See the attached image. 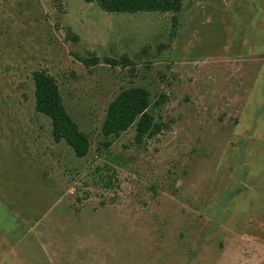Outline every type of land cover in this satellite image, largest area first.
I'll return each mask as SVG.
<instances>
[{"label":"rangeland","instance_id":"obj_1","mask_svg":"<svg viewBox=\"0 0 264 264\" xmlns=\"http://www.w3.org/2000/svg\"><path fill=\"white\" fill-rule=\"evenodd\" d=\"M37 69L86 156L36 110ZM131 86L157 130L107 138ZM0 264H264V0H0Z\"/></svg>","mask_w":264,"mask_h":264},{"label":"trees","instance_id":"obj_2","mask_svg":"<svg viewBox=\"0 0 264 264\" xmlns=\"http://www.w3.org/2000/svg\"><path fill=\"white\" fill-rule=\"evenodd\" d=\"M96 3L102 9L111 12L159 11L172 12L176 19L184 0H85ZM76 38V37H75ZM88 61H97V58ZM111 61L116 62L115 59ZM35 83V108L51 119L52 135L55 141L64 140L78 157H84L90 149L88 136L80 129L78 123L69 113L56 78L44 69L33 71ZM156 101L155 104H158ZM154 105L149 90L143 86H131L121 90L109 103L102 132L105 137L119 136L133 124L136 136L140 140L146 134L156 132L158 123L150 110ZM106 144H109L107 141Z\"/></svg>","mask_w":264,"mask_h":264}]
</instances>
